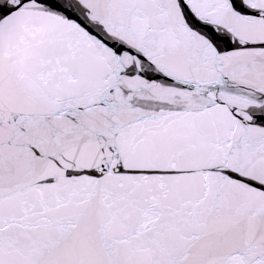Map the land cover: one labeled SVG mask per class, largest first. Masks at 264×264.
<instances>
[{
	"label": "snow or ice",
	"instance_id": "6c2138e0",
	"mask_svg": "<svg viewBox=\"0 0 264 264\" xmlns=\"http://www.w3.org/2000/svg\"><path fill=\"white\" fill-rule=\"evenodd\" d=\"M0 264H264V0H0Z\"/></svg>",
	"mask_w": 264,
	"mask_h": 264
}]
</instances>
